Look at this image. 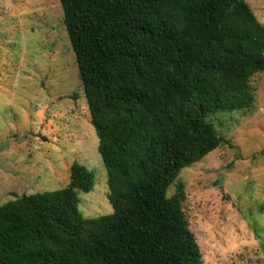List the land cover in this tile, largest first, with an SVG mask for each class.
<instances>
[{
    "label": "trees",
    "instance_id": "obj_1",
    "mask_svg": "<svg viewBox=\"0 0 264 264\" xmlns=\"http://www.w3.org/2000/svg\"><path fill=\"white\" fill-rule=\"evenodd\" d=\"M113 213L85 218L95 174L0 206V264H204L181 172L226 141L210 113L247 108L264 24L245 0H59Z\"/></svg>",
    "mask_w": 264,
    "mask_h": 264
},
{
    "label": "rangeland",
    "instance_id": "obj_2",
    "mask_svg": "<svg viewBox=\"0 0 264 264\" xmlns=\"http://www.w3.org/2000/svg\"><path fill=\"white\" fill-rule=\"evenodd\" d=\"M264 24V0H245ZM253 101L210 113L226 143L184 169L183 209L204 264H264V73ZM59 0H0V206L68 187L78 162L95 174L80 193L87 218L113 213L107 172Z\"/></svg>",
    "mask_w": 264,
    "mask_h": 264
}]
</instances>
